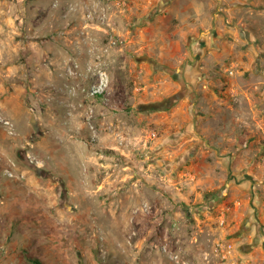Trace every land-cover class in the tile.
<instances>
[{
  "label": "rangeland",
  "instance_id": "obj_1",
  "mask_svg": "<svg viewBox=\"0 0 264 264\" xmlns=\"http://www.w3.org/2000/svg\"><path fill=\"white\" fill-rule=\"evenodd\" d=\"M36 263L264 264V0H0V264Z\"/></svg>",
  "mask_w": 264,
  "mask_h": 264
},
{
  "label": "crops",
  "instance_id": "obj_2",
  "mask_svg": "<svg viewBox=\"0 0 264 264\" xmlns=\"http://www.w3.org/2000/svg\"><path fill=\"white\" fill-rule=\"evenodd\" d=\"M225 0H219V2H224ZM220 9L219 10V14L223 13L224 12V9L225 7H219ZM205 11V5L200 1L199 3H197L194 8H193V12L200 16H202L201 14H203ZM222 36L221 35H218V37H216V39H219L221 38ZM201 41H206L205 38H201Z\"/></svg>",
  "mask_w": 264,
  "mask_h": 264
},
{
  "label": "water",
  "instance_id": "obj_3",
  "mask_svg": "<svg viewBox=\"0 0 264 264\" xmlns=\"http://www.w3.org/2000/svg\"><path fill=\"white\" fill-rule=\"evenodd\" d=\"M152 107H156V104H151Z\"/></svg>",
  "mask_w": 264,
  "mask_h": 264
},
{
  "label": "trees",
  "instance_id": "obj_4",
  "mask_svg": "<svg viewBox=\"0 0 264 264\" xmlns=\"http://www.w3.org/2000/svg\"><path fill=\"white\" fill-rule=\"evenodd\" d=\"M37 264V263H36Z\"/></svg>",
  "mask_w": 264,
  "mask_h": 264
}]
</instances>
